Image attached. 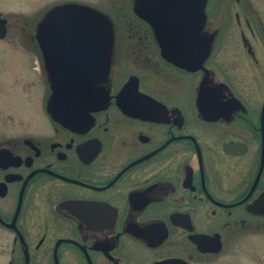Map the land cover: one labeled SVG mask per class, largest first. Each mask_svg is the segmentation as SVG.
I'll list each match as a JSON object with an SVG mask.
<instances>
[{
  "label": "flooded vegetation",
  "instance_id": "flooded-vegetation-1",
  "mask_svg": "<svg viewBox=\"0 0 264 264\" xmlns=\"http://www.w3.org/2000/svg\"><path fill=\"white\" fill-rule=\"evenodd\" d=\"M101 1L0 16V258L264 264V0H187L198 25L182 51L144 0ZM64 5L111 33L102 59L99 35L71 47L100 72L70 110L52 104L44 44Z\"/></svg>",
  "mask_w": 264,
  "mask_h": 264
},
{
  "label": "water",
  "instance_id": "water-1",
  "mask_svg": "<svg viewBox=\"0 0 264 264\" xmlns=\"http://www.w3.org/2000/svg\"><path fill=\"white\" fill-rule=\"evenodd\" d=\"M142 11L158 20L162 33L172 42L175 49L182 51L190 48L198 21L188 14L187 0H144ZM89 12L77 5H64L50 11L46 18L45 29L48 38L44 44L48 52L49 75L53 81L54 79L57 81L58 85L52 104L56 103L57 108L60 110H70L73 107L69 101L85 98L89 92V82L95 79L100 72V67L94 64L97 58L89 51L84 55L78 52L73 53L75 50L71 47L77 46V49H79V46L85 43L79 37L101 36L104 40L100 41V45L103 47L98 50L99 58H103V53L107 57L106 46L109 48L111 42L108 23L102 17ZM86 21H93V23H87ZM5 22L4 19L0 18V38L5 35ZM97 28L101 29L100 34L91 32V29ZM61 37H65V39H61ZM60 46H66L67 48H59ZM65 51H67L68 57L64 54H57ZM63 92L69 94L68 103L59 105L58 95ZM69 114L70 112H61V115L65 118Z\"/></svg>",
  "mask_w": 264,
  "mask_h": 264
},
{
  "label": "rangeland",
  "instance_id": "rangeland-1",
  "mask_svg": "<svg viewBox=\"0 0 264 264\" xmlns=\"http://www.w3.org/2000/svg\"><path fill=\"white\" fill-rule=\"evenodd\" d=\"M66 1L79 2L87 0H0V16L9 20H38L41 17L39 12L43 11L47 5H55L56 2ZM97 3L100 4L102 1L91 0V4L96 5ZM4 263L5 259L0 258V264Z\"/></svg>",
  "mask_w": 264,
  "mask_h": 264
}]
</instances>
